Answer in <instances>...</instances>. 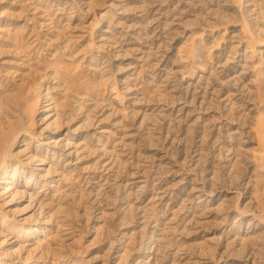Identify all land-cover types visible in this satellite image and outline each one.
<instances>
[{
    "label": "rangeland",
    "instance_id": "374dc122",
    "mask_svg": "<svg viewBox=\"0 0 264 264\" xmlns=\"http://www.w3.org/2000/svg\"><path fill=\"white\" fill-rule=\"evenodd\" d=\"M0 264H264V0H0Z\"/></svg>",
    "mask_w": 264,
    "mask_h": 264
}]
</instances>
